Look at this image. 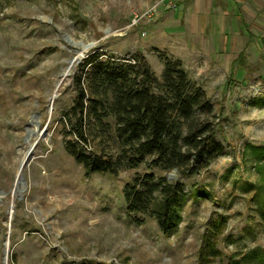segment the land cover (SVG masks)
I'll return each instance as SVG.
<instances>
[{"label":"rangeland","instance_id":"rangeland-1","mask_svg":"<svg viewBox=\"0 0 264 264\" xmlns=\"http://www.w3.org/2000/svg\"><path fill=\"white\" fill-rule=\"evenodd\" d=\"M238 9L248 20L264 0H0V264H261L242 259L264 255V55L237 34ZM92 50L141 54L159 80L166 59L180 60L210 99L225 154L192 177L87 172L65 149L74 138L62 120ZM242 50L246 63L232 64ZM109 132L86 152L116 154ZM147 173L184 185L168 234L151 214L128 212L124 188ZM213 239L221 254L205 259Z\"/></svg>","mask_w":264,"mask_h":264},{"label":"trees","instance_id":"trees-1","mask_svg":"<svg viewBox=\"0 0 264 264\" xmlns=\"http://www.w3.org/2000/svg\"><path fill=\"white\" fill-rule=\"evenodd\" d=\"M83 66L88 68L75 75L76 96L62 123L74 138L66 142V151L87 172L115 175L122 168L144 166L192 177L225 154L210 120V99L194 87L180 60L166 59L161 80L141 54L103 60L99 51L92 50ZM109 130L116 154L86 152L90 138L106 137ZM124 199L128 212L151 214L168 234L182 220L186 192L181 182L147 173L126 185ZM261 212L264 216V209ZM222 225L220 220L213 226ZM205 243V259L220 256L214 239ZM248 259L264 264V255L256 250L242 260Z\"/></svg>","mask_w":264,"mask_h":264},{"label":"crops","instance_id":"crops-1","mask_svg":"<svg viewBox=\"0 0 264 264\" xmlns=\"http://www.w3.org/2000/svg\"><path fill=\"white\" fill-rule=\"evenodd\" d=\"M231 16L235 19L234 23L236 30L238 31L237 34L247 38V46L250 44L253 45V42H256L254 47L257 46L256 48L261 52L260 56L264 55L262 54L264 51V10H259L258 16H253V14L248 15V20L239 9L237 12H232ZM246 56L244 50L240 51L235 58L236 60L234 59L232 64L237 66H240L241 64L242 66L243 62L246 63ZM241 58L244 59L243 62H241Z\"/></svg>","mask_w":264,"mask_h":264},{"label":"water","instance_id":"water-1","mask_svg":"<svg viewBox=\"0 0 264 264\" xmlns=\"http://www.w3.org/2000/svg\"><path fill=\"white\" fill-rule=\"evenodd\" d=\"M92 45H83L84 51L87 50L88 48H90ZM79 57H82V54L77 57H74L72 59V62H76L79 63L81 59H79ZM45 135V131L42 133V131L40 132V136L35 140L34 144L32 145V147L30 148V150L28 151L26 158L24 159V161L22 162L20 168H19V172H18V176H17V182L18 184H22L24 179L22 177V172L24 170V168L28 165L29 161L31 160V158L33 157V151L36 148V146L38 145L40 139ZM4 264H7V258H4Z\"/></svg>","mask_w":264,"mask_h":264},{"label":"bare ground","instance_id":"bare-ground-1","mask_svg":"<svg viewBox=\"0 0 264 264\" xmlns=\"http://www.w3.org/2000/svg\"><path fill=\"white\" fill-rule=\"evenodd\" d=\"M76 63L75 62H72V60L69 62V66L67 67V69H66V72H65V74H64V76L65 77H69L70 76V73H71V69H72V67L75 65ZM64 78V77H63ZM62 81V80H61ZM64 83V82H63ZM62 84V83H61ZM68 84V83H67ZM55 97V96H54ZM54 99V98H53ZM51 109V108H50ZM41 131H39V133H40ZM37 134V138L40 136V134Z\"/></svg>","mask_w":264,"mask_h":264}]
</instances>
